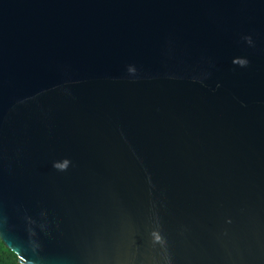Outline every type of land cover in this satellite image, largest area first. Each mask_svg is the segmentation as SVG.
<instances>
[{
    "label": "water",
    "instance_id": "obj_1",
    "mask_svg": "<svg viewBox=\"0 0 264 264\" xmlns=\"http://www.w3.org/2000/svg\"><path fill=\"white\" fill-rule=\"evenodd\" d=\"M0 240L264 264V0H0Z\"/></svg>",
    "mask_w": 264,
    "mask_h": 264
},
{
    "label": "trees",
    "instance_id": "obj_2",
    "mask_svg": "<svg viewBox=\"0 0 264 264\" xmlns=\"http://www.w3.org/2000/svg\"><path fill=\"white\" fill-rule=\"evenodd\" d=\"M0 264H18L15 254L0 240Z\"/></svg>",
    "mask_w": 264,
    "mask_h": 264
},
{
    "label": "snow or ice",
    "instance_id": "obj_3",
    "mask_svg": "<svg viewBox=\"0 0 264 264\" xmlns=\"http://www.w3.org/2000/svg\"><path fill=\"white\" fill-rule=\"evenodd\" d=\"M14 246V245H13ZM21 256H23V253L21 252Z\"/></svg>",
    "mask_w": 264,
    "mask_h": 264
}]
</instances>
